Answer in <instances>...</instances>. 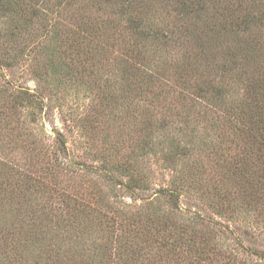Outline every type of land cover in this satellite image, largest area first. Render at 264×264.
<instances>
[{
    "label": "rangeland",
    "instance_id": "374dc122",
    "mask_svg": "<svg viewBox=\"0 0 264 264\" xmlns=\"http://www.w3.org/2000/svg\"><path fill=\"white\" fill-rule=\"evenodd\" d=\"M178 1L130 17L121 0H35L21 27L0 10V264H199L193 234L220 251L212 264H264L263 167L227 123L253 114L264 34L224 105L189 100L239 50L223 29L238 0L199 22ZM82 26L93 38L78 46Z\"/></svg>",
    "mask_w": 264,
    "mask_h": 264
},
{
    "label": "trees",
    "instance_id": "16d2710c",
    "mask_svg": "<svg viewBox=\"0 0 264 264\" xmlns=\"http://www.w3.org/2000/svg\"><path fill=\"white\" fill-rule=\"evenodd\" d=\"M35 0H0V10L2 11V17L16 19L17 23L22 25L21 20H25L27 15H36V9L32 7ZM123 4V10L126 14L132 13L134 4L142 2V0H121ZM218 1V0H217ZM216 0H179L178 7L174 9L178 16L189 18L195 21H203L202 16L210 13L208 7L209 4H216ZM236 8L233 11L236 16H232L230 22H225L223 29L231 30L235 35L239 50L231 52V56L228 62L221 65V75L219 80L204 78L198 84H188L186 87L185 96L205 101L206 104L212 103L214 107L218 105H224L225 92L227 88L228 78L235 76L237 78H247L249 73L247 72V64L249 59L254 56L259 50V44L262 41V34H264V2L263 0H238L237 4H233ZM214 13H219L215 11ZM129 17V26L134 29L135 34L141 37H151L153 40H160L163 43H167L173 39L172 35L162 32L160 28L153 29L148 26H142L141 21L132 19ZM214 17V16H213ZM137 22V23H136ZM94 30V28H92ZM153 29V30H152ZM95 31V30H94ZM15 27L12 28L9 35H13ZM228 32V31H225ZM92 32L86 27H78L74 32V38L77 42L75 45H85L93 38ZM198 44L203 46V41L199 38ZM169 40V41H168ZM173 41V40H172ZM249 48L248 51H244V46ZM203 53L201 50L200 54ZM229 64V65H228ZM230 66V67H229ZM261 80V79H260ZM247 98L249 97V103L251 104L253 114L246 120L241 112L236 116H230L227 118L229 127L233 129L236 134H239L242 141L248 145L246 149H249L251 153H255L257 156V162L260 164L262 171L258 172V183L264 188V83H260L255 89H251L247 92ZM219 106V107H220ZM251 112V113H252ZM245 118V121H244ZM245 148V147H244ZM244 150V149H243ZM165 192L171 198H177L176 194L172 190L165 189ZM264 192V191H263ZM263 195L260 197L262 199ZM208 222H210L208 220ZM213 223V222H212ZM213 225L221 226L220 224L213 223ZM161 245L165 246L163 240H166V236L162 238ZM189 240L191 246L195 247L196 258L199 264H212L216 261L215 256L220 251L214 247H210L205 241L206 239H197L195 234ZM208 246V247H207ZM226 257V254H222ZM232 256V255H231ZM228 258V256H227Z\"/></svg>",
    "mask_w": 264,
    "mask_h": 264
}]
</instances>
